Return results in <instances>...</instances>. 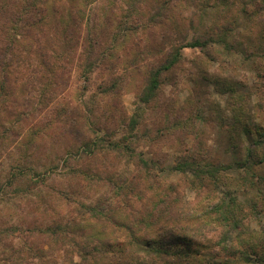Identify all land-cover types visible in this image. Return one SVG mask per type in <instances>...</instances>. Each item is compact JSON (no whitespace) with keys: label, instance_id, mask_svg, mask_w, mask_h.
<instances>
[{"label":"rangeland","instance_id":"374dc122","mask_svg":"<svg viewBox=\"0 0 264 264\" xmlns=\"http://www.w3.org/2000/svg\"><path fill=\"white\" fill-rule=\"evenodd\" d=\"M66 1L48 2L47 21L56 15L52 9L58 14L45 27L34 28L45 35L42 43L54 77L40 79L37 61L29 64L26 36L18 38L7 57H0V85L6 87L0 93V264H14L3 261L8 253L3 243L39 248L43 257L32 254V264H65L69 246L61 239L49 243L48 227L76 218L90 235L117 231L110 221L79 215V203L110 197L112 202L117 195L113 199L117 220L124 215L123 222L129 223L148 206L147 199L157 201L156 193L165 190L169 195L173 186L190 204H184L185 212L198 203L211 205L213 199H236L245 227L264 237V163L253 160L245 172L235 164L246 161L249 148L255 159L264 155L255 145L264 140L257 134V129L264 132V27L252 16L253 9L242 11L233 2L227 10L219 0ZM6 2L5 9L10 7ZM204 18L207 25L231 29V37L239 41L235 51L219 46L210 51L182 50L179 62L161 78L157 97L149 104L142 102L139 95L150 72L178 45L192 42L194 29L205 28L197 26ZM4 20L0 17V24ZM87 33L95 39L93 45L88 46ZM5 61L9 66L2 70ZM49 81L54 84L53 98L44 101L41 90ZM135 116L139 123L130 130L128 121ZM107 130L130 149L102 148L83 155L79 147ZM191 152L230 168L219 187H194L192 174L176 170ZM64 158L69 160L66 167ZM140 158L156 165L144 169L138 166ZM70 167L98 174L102 182L78 184ZM24 174L28 179H20ZM108 176L127 179L128 190L117 194L103 180ZM73 190L77 191L73 202H67L64 193ZM123 247L143 250L137 245ZM202 255L212 264L223 260L218 248L205 249ZM248 255L250 261L243 264H264L255 252ZM109 263L104 257L96 262Z\"/></svg>","mask_w":264,"mask_h":264},{"label":"trees","instance_id":"16d2710c","mask_svg":"<svg viewBox=\"0 0 264 264\" xmlns=\"http://www.w3.org/2000/svg\"><path fill=\"white\" fill-rule=\"evenodd\" d=\"M7 1H10V7L5 9L7 6L5 5L6 0H0V7H4L0 9V17L5 19V23L0 24V57H7L8 52L14 50L13 48L16 43H18V38L22 39L26 36L29 42L28 47H26L28 49L29 64L32 65L34 60L37 61V66L41 68V70L37 69V74L42 73L40 79L44 80L48 77L50 79V75L54 77L56 74L54 65L49 61L51 57L45 52L46 48L42 43V38H44L45 35H41L38 31L34 32V28L38 25L45 27L51 20L55 19V16L58 14L57 9H52L51 14L56 13V15L47 21L46 17L48 16L47 12L49 9L48 2L51 0ZM79 1L82 3L84 0ZM219 1L225 4L227 10L233 7V2H238L239 8L242 11L253 9L252 16L257 19L256 22L259 26L261 25L264 27V0ZM54 2L63 4L67 1L54 0ZM82 11L83 10L80 9L77 12L81 14ZM35 13H38V19L34 16ZM206 23V19L204 21H199L197 26L202 25L205 28L202 29L197 27L194 29L196 36L192 42L178 45L162 60L163 62L160 61L158 66L150 72L146 86L139 95V99L142 102L149 104L157 97L162 86L161 78L171 71L179 62L182 56V50L203 49L204 51H210L212 50L211 47L219 46L228 52L235 51L239 41L231 37V29L222 25L210 26ZM19 24H24L26 28L18 29ZM190 24H194V21H191ZM11 31L18 32L11 33ZM218 31L220 33L217 34ZM203 34H205L204 40L202 39L203 37H201ZM91 35L92 34L87 33L88 46L94 44V41H92L94 38ZM250 42L251 41H249V43ZM87 52L91 53L92 50L89 49ZM90 60L91 57H89V61ZM7 66H9V64H7L6 61L1 63L2 70H5ZM259 75H263V67ZM50 81L46 84L44 83L46 87L43 86L41 90L44 101L53 98L52 85L54 86V84ZM5 90V85L1 84L0 93ZM47 95H49V97H47ZM138 123L137 116L130 119L128 121L130 130H135ZM257 130V134L259 132L261 138L264 137V132L259 129ZM95 131L99 132V130ZM123 131L127 133V130L124 129ZM104 132L105 134L103 136L97 135L92 138L90 142L85 143L83 147H79L83 155H94L96 150L99 151L102 148L112 152L128 151L130 149L128 146L123 145L122 139L114 138V132L109 130ZM182 145L183 148H185V144ZM255 145L257 146L256 149L261 150L264 154V140H259ZM254 156L255 151L249 148L246 154V161L235 162L237 169L248 171L252 167V164L264 163V155H261L260 160L255 159ZM64 160L65 158L63 159V163L66 167V163H68L69 160L66 159L65 162ZM140 160L142 164L140 165V163H138V166L144 169L156 165L155 161L151 165L143 158H140ZM253 160H255V163H252ZM175 168L179 172H189L192 174L194 177L193 186L198 188H208L210 185L219 187V182L226 178L225 173L230 170L227 165L210 162L207 156H197L196 152L189 153L188 157L179 162ZM67 170L78 184L82 182L86 183V181L90 185H94L98 183V181L102 182V178L99 177L98 174L93 175L89 170H83L77 167H70ZM22 176L23 177L20 179H28L27 174ZM13 179L16 181L15 176ZM103 180H106L109 187H112L117 194L124 193V191L129 188L128 180L124 178L108 176ZM45 183L46 182H43V184ZM173 187L169 195L165 190L160 194L156 193L155 197L158 198L157 201H154V198L153 200L147 199L148 206L140 212V215L137 216L133 222L129 223L123 222V219H127L124 215L121 221L117 220V212H119V210L113 206V199L117 198V195L112 198V202L110 201V197L99 201H92L87 204L79 203V215L82 217L90 216V219L94 221H110L109 224L111 227L113 226L117 231L104 234L100 233V235H90L85 232L81 223H77L76 218H72L70 223L64 226L57 224L54 227H48V232L50 234L49 243L51 239L57 240V242L60 239L66 240V242L64 241L63 243L65 246H69V250L66 251V255L64 256L65 264H93V262L96 264V262L101 260V257L109 261V264H212V259L204 257L202 252L205 249L214 250L215 248H218L220 255L223 256V260L219 264L248 263V261H250L248 251L250 250L263 258L261 260L264 261V237L257 236V231L245 227V223L243 222L244 217H241L243 210L236 199L230 198L228 201L226 198H223L219 199L217 202H213V199L211 205L205 206L204 204L198 203L192 209L185 212L184 204H190L183 202L177 189L175 190ZM151 188V186L148 187V189ZM73 192L69 191L68 193H64V199L67 202H73L72 200L70 201L72 198L71 196L75 195L77 191L73 190ZM61 194H63V192H61ZM172 195L175 196L173 197ZM141 198L142 197H137L138 200ZM110 214L116 218H113ZM72 230H75V232ZM121 231L125 234L123 240L121 238ZM201 232H204V234L199 237ZM233 234H235L234 237ZM214 236L218 237V239L214 240ZM233 238L235 240L231 241ZM124 245L130 247L135 245L141 246L143 250L140 249L139 252L129 251L123 249L125 248L123 247ZM3 249L5 253L8 252L3 261H11L14 262V264H32V254H35L34 257H43V255L41 256V250L39 248L34 250L32 247L30 248L27 243L18 248L14 247L13 243H3ZM238 254L240 256H238ZM76 256L80 257V261H76ZM117 256L120 257L118 258Z\"/></svg>","mask_w":264,"mask_h":264}]
</instances>
